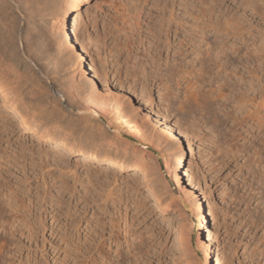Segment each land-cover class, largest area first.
I'll return each mask as SVG.
<instances>
[{
	"label": "rangeland",
	"instance_id": "rangeland-1",
	"mask_svg": "<svg viewBox=\"0 0 264 264\" xmlns=\"http://www.w3.org/2000/svg\"><path fill=\"white\" fill-rule=\"evenodd\" d=\"M57 1L60 0H48L45 33L51 40L44 48H48L47 52L43 50L45 62L51 59L49 64L58 63L55 62L56 71L52 74L56 88L67 96L73 92L80 102L90 91L107 99L95 83L94 90L72 83V65L68 54H64L66 49L55 42L59 40L53 15ZM210 6L215 8L214 14L209 13ZM84 9L81 15L71 14V21L79 28L88 59L112 83L123 85L168 122L176 124L177 137L185 144V167L190 169L191 183L187 176L183 177L189 196L169 186V201L168 194L156 191L160 187L156 182L170 185L163 171L164 158L148 144V131L137 127L132 114L119 117L111 109L94 123L76 111L60 117L53 115L48 112L50 105L43 106V102L39 111L46 137L22 130L10 116L13 128L0 141V153L4 147L9 152L8 157L0 158V163L10 161L0 166V222L4 227H0V264H106V255L116 257L112 250L117 246L109 239L110 217L114 221L113 240L121 239L118 223L124 218L131 220L132 227L150 234L153 251L142 264H204L198 240L203 238L208 244V230L214 237L209 264H264V198L259 193L264 191V100L258 93L264 88V68L255 62L259 53L264 54V0H91ZM135 11L138 17H134ZM204 11L206 18L213 15L218 21L216 35L225 45L221 63L226 64L221 74L208 69L209 56L198 52L196 39L185 38V55L176 53L181 35L195 37L202 31ZM169 12L181 19L186 28L177 30L176 35L172 29L170 47L162 42V33L159 48L151 50L149 45L158 43L153 38L158 20ZM212 35L206 30L207 41L215 38ZM206 48L208 45L202 44L201 49ZM52 50L57 54L55 59L50 56ZM221 52L218 56H222ZM180 61L183 65L179 71L166 70ZM198 74L204 80L201 87L186 88L189 79ZM39 78L42 81L37 82L38 87L41 83L44 88L53 86V78L49 84ZM223 83L239 91L250 89L256 103L253 117L262 120L263 126L250 120L248 124L239 122L232 93L227 94L230 100L226 96L225 101L208 106L206 96L217 87L226 91ZM2 109L3 113L8 112ZM225 111L227 116L223 115ZM113 133L129 147L155 153L156 169L151 172L155 186L136 180L130 171H117L115 182L113 179L106 185L101 178L96 181V169L91 165L83 160L75 163L81 144L88 151L114 152L108 146L109 141H115L109 136ZM111 188L113 195L107 200L105 195ZM6 196L13 199L15 211L9 212L3 206ZM196 203L202 206L204 226L197 218ZM177 222L180 228L184 224L185 229L194 227L188 234L192 260L182 256L174 245Z\"/></svg>",
	"mask_w": 264,
	"mask_h": 264
},
{
	"label": "bare ground",
	"instance_id": "bare-ground-1",
	"mask_svg": "<svg viewBox=\"0 0 264 264\" xmlns=\"http://www.w3.org/2000/svg\"><path fill=\"white\" fill-rule=\"evenodd\" d=\"M13 1L11 2V0H0V108L6 109L8 111L6 112L8 116L2 111H0V141L2 140L3 134H8V132H10L13 128V126H10L11 122H13L9 120L8 117L10 116L16 119L17 125H19L22 130L30 131L31 133H34V135L36 134L46 137L47 132H42L43 130L45 131V127L42 124L44 122L43 115L39 111L41 110L39 108H41L43 102V106H47V104L50 105L51 110L48 112L53 113V115L59 114L60 117L62 116L60 114H70L76 111L81 114H85L84 116H87V120H89V122L94 123L95 119L97 121L100 115H107V113H109L111 109L116 110L119 117L130 113V115L127 116H131V114L133 115L132 117H134V120L138 124L137 127H139L140 129L144 128L146 129V131H148V144L151 145L153 148L159 150L162 155V158H164L163 171L166 172L167 176L169 177L170 185H167L166 182L163 183L162 181L156 182L155 180L158 178L157 177L154 182L160 183V187H157L156 191H158L160 194H168L167 196L169 201L172 199V196L169 192V186L174 189L176 188L180 193L187 195L188 193H186V186L183 185V177L187 176L188 182L191 183L190 169L185 167V159H183V154L185 153V144L183 143V140L177 137V131L175 129L176 124L168 122L169 120L167 121L166 118L162 117L159 112H157V110H153L151 107H148L141 98L131 93L123 85L112 83L107 76L101 74V72L98 71L96 65L93 64L92 61H90L91 59L89 60L87 57L84 42L79 34V28L77 27L76 23L71 21V14H80L84 8H87L91 5V0H60L57 1V4L55 3V10L53 11L55 23H53L55 27L54 29L58 30L59 40L57 39L58 37H56L58 41H55L53 39L51 43L55 41L58 43H56V46H60L61 44V46H63L62 48L66 49V52L64 54H68L67 56L69 57L70 64L72 65V74H70L72 78V83L74 82L81 86H87L90 90H94V84L92 83H95L100 86V93L107 95V99H109L108 101L107 99H105V97L100 98V96L97 95L99 94L98 92L92 94L90 93V91L89 93L87 92L85 101L80 102L78 99L75 98L73 92L70 91V95L67 96L64 92L60 91L59 88H56V78L55 75L53 76L52 74H55V65H57L58 63L57 61H54V64L56 62L55 65L49 64L51 59L48 57L47 58L50 59V61H44L46 60L44 53L47 52L48 49L47 48L45 51L44 48H46L45 46L50 45L51 40L47 38V34L45 33V28L48 26L49 23V21L47 23L48 18H45L46 16H48L46 15L47 12H45L47 9L48 0H15V2ZM141 9L142 6L139 7V11ZM208 9L209 13L214 14L215 8H213V6H210ZM134 14V17H136L138 12L136 13L135 11ZM126 15L129 19L131 18V16L127 13ZM201 22L202 31H198L195 37H187V35L185 34L181 35L182 38L179 39L177 42L179 48L176 49V53L182 56L185 55V45L187 43L185 38L196 39L199 48L198 52L200 54H206L207 56H209L207 61L208 69L215 71L216 74H221V72L225 70L224 65L226 64L221 63V59L223 57L222 53L226 51L221 50L223 49V47H225V45L218 39V36L216 35L218 21L216 20V18H213V15H209L208 18H206V14L204 11L201 14ZM184 24L185 23L181 19H178L174 16L173 12H169L167 16H165L163 13V15H161L158 20V27L153 33V38L154 40H156V42L158 41V43H156V45L155 43L150 44L149 48L151 50L159 48V41H161L162 33L164 34V39H162V42L165 44V46H172L173 40H171L172 36L170 35L172 29H174L173 35H176L177 30L186 28ZM173 26L174 28H172ZM205 27H208L206 29L208 33H214V35H212L213 37H215L213 38V40H206L207 36L206 30L204 29ZM202 44H207L208 48L201 49ZM230 44L233 45L234 43ZM43 50L45 52H43ZM59 50L60 49H58V51ZM218 52H221L220 54H222V56H218ZM52 53H54L53 50L52 52H50V56L51 58L55 59V57H57V54L54 53V56ZM255 62H257V66L263 69L264 54L259 53ZM182 65V62L180 61V63H177L174 66H168L166 70L170 72H174L177 70L179 71V68L181 69ZM250 66L252 65L250 64ZM196 76L197 77L189 79L188 83L185 86L186 88L194 89L196 87H201L200 84L204 81L203 77L199 74ZM39 77H43L45 80L44 82H47L48 84V80L50 78H53V80L55 79L51 82L53 83V86L49 88H46L45 86V89L43 85L41 86V83L38 87L37 82L42 81L38 80L42 79ZM226 84L224 85L223 83V85L226 86V91L222 88L218 89V87L217 89H214L213 92L208 91L209 94H206V99H209L207 102L208 106H212L213 104H219V101L222 100L225 101L226 96L230 100L231 97L228 95L229 93H232L235 98V102L237 103L236 109L237 111H239L240 114V116L238 117L239 122L241 124H248L250 120L252 121V123L259 127L263 126L262 120L253 117V112L255 110L256 103L254 102V97L250 96L251 94H249L250 89H242L244 91H239V88L234 89V87L230 84ZM40 86L41 88L43 87V89H40ZM261 90L263 91H259L258 93H260V97L262 98V100H264V88L261 87ZM65 96H67L68 98H66L63 104L61 103V101L64 100L63 98ZM111 101H113L114 104ZM55 109L57 110L55 111ZM227 114L228 112L225 111V114L223 115L227 116ZM114 133L111 135L109 134V136H111L115 141H109L110 143H108L109 147L112 146L115 149L114 152H110L109 150V152H101L96 150L88 151L85 150L83 148L84 145L81 144L77 149L79 156L75 158V163L78 162V160L79 162L83 160L88 163V165H91L93 169H96V173L100 174H96V177H93L96 178V181L101 178L102 182H105L106 185L107 183L110 184L112 182L114 176H116L117 171H130L132 172V176L136 177V180H142L144 183L152 184L149 186H155L153 185L154 183L152 182L151 177L153 175V173L151 172H155L156 169L155 162L153 159L155 153H153V151L146 152L141 149L137 150V147H129L127 143H124L117 138V135H121L120 132L116 133L117 135ZM61 144L64 143L61 142ZM3 149L1 150L3 151V153H0V158H2L3 155H6L7 157L9 156V152ZM126 155H130L131 158H128V160H126L124 158V156ZM13 161L16 162V159H13ZM3 163V165H5L6 163H10V161L5 160ZM261 163L263 164L264 162L261 161ZM3 165L2 163H0V166ZM113 181L115 182V179ZM157 185L159 186V184ZM107 190L108 191L105 197L108 200L111 199L113 192L112 188ZM150 191L153 193V195L156 194L153 189ZM259 193L261 195L260 198H264V191L260 190ZM10 197L11 196H6V199L3 200V206L9 208V212H13L16 210V206L15 204H12L11 201L13 199ZM1 203L2 202H0V204ZM196 204V207L198 208L197 218L200 221V224L204 226L206 222L205 216L202 212V206L200 203ZM2 209L3 208L1 207L0 219ZM107 221L109 224V239H111L112 242L117 246L114 250H112L116 253V257H113L111 254L106 255V264H142L145 263V260L150 258L154 247L150 234L147 235L142 230L141 232L138 227H132L131 220L127 221L126 218H124L121 219V221L118 223V228H120L119 230L121 232V239L117 238L113 240L114 221L111 219V217ZM178 226L179 225L177 222V226L174 231V245L177 251H179L182 256H186L187 259L192 260V257L190 255L191 252L189 251L190 249L188 234L193 230L194 227H188L187 229H185L187 227H185V224L183 225L185 228H183L182 225V228ZM0 227L4 229L3 225H1V222ZM213 239L214 237L211 234V231L208 230V244L206 243L205 239L203 240V238H200L198 240V243L203 251L204 264H209L210 262L211 246ZM110 243L111 242H109L108 245H111ZM188 263L193 264L190 261Z\"/></svg>",
	"mask_w": 264,
	"mask_h": 264
}]
</instances>
